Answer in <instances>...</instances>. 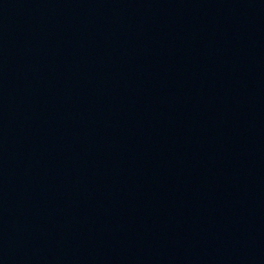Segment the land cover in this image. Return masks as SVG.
I'll use <instances>...</instances> for the list:
<instances>
[{"label": "water", "instance_id": "water-1", "mask_svg": "<svg viewBox=\"0 0 264 264\" xmlns=\"http://www.w3.org/2000/svg\"><path fill=\"white\" fill-rule=\"evenodd\" d=\"M0 264H264V0H0Z\"/></svg>", "mask_w": 264, "mask_h": 264}]
</instances>
